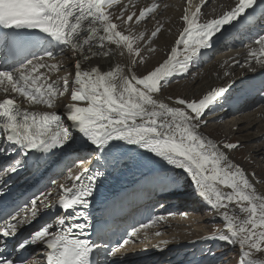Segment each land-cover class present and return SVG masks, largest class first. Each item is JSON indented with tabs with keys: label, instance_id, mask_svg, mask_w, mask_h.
Returning a JSON list of instances; mask_svg holds the SVG:
<instances>
[{
	"label": "snow or ice",
	"instance_id": "6c2138e0",
	"mask_svg": "<svg viewBox=\"0 0 264 264\" xmlns=\"http://www.w3.org/2000/svg\"><path fill=\"white\" fill-rule=\"evenodd\" d=\"M111 3L0 0V29L16 30L17 36L20 30H38L48 38L50 48L58 47L61 54L68 49L77 57L73 79L70 82L65 77L62 85L59 81L47 83L39 71L58 67L47 63L56 54L47 48L43 56L30 52L32 59L25 56L16 61L19 67L0 66V90L6 94L0 99V156L11 157L0 166V174H16L27 167L30 156L39 163V154L50 156L57 149L63 152L77 140L98 153L97 162L103 159L105 164L111 153L123 147L115 142L134 145L152 154L148 163L154 165V171L164 172L170 184L179 177L167 173L182 170L195 194L219 213L224 230L209 238L238 245V264H264L259 258L264 254V194H259L245 170L230 160L228 152L238 148V143L220 144L201 132L207 125L204 116L220 105L231 85L213 87L199 98L169 97L174 106L157 98L170 78L189 72L192 63L203 55L202 50L210 48L213 38L227 30L225 26L235 27L246 18L253 22L258 5L264 17V0H236L230 9L207 20L201 19V6L195 11L186 7L180 17L182 30L166 58L143 73L138 69L147 63L144 54L155 51L152 44L163 29L157 26L145 37L143 32L124 34L120 26L129 25L134 18L136 23L145 20L157 4L141 9L138 15L128 14L127 19L121 11L115 17L118 24L109 8ZM36 43L43 42L37 37L33 41ZM255 44L258 49L250 50L248 57L264 67V35H259ZM117 53L127 56L126 67L119 63L106 70L100 65L85 67L93 58L112 60ZM65 95L70 102L64 106V117L55 111L22 109L17 100L18 96L29 105L51 109L56 98ZM89 172L85 168L74 178L70 176L71 186L59 185L62 194L58 201L51 200L50 192L41 191L22 206L11 201L6 182L0 180V264H26L33 254L26 256L25 252L38 243L47 250L45 264H94L92 257L101 247L108 257H117L140 229L149 226L134 228L119 244L104 241L101 245L91 240L86 210L91 207L97 178L104 173ZM234 205L239 214L233 210ZM37 223L40 226L34 228ZM98 239L104 238L98 234Z\"/></svg>",
	"mask_w": 264,
	"mask_h": 264
},
{
	"label": "bare ground",
	"instance_id": "6f19581e",
	"mask_svg": "<svg viewBox=\"0 0 264 264\" xmlns=\"http://www.w3.org/2000/svg\"><path fill=\"white\" fill-rule=\"evenodd\" d=\"M135 1H137L138 3H136ZM235 2L236 0H208L205 4L201 5V3H195L193 1H191V4H189L188 0H117V1L112 0V3L109 5V8L114 17V22L119 24V20H116L115 17H118L121 11L125 12L124 19H127L128 14L135 13L136 15H138L141 9L151 6L153 3L157 4V8L154 9V11L152 12L153 18L151 22L146 23V19H147L146 18L145 20H142L139 23H136L135 18H134L132 22H129V25L120 26L124 34H129L130 32L133 34H139L143 32L145 34V37L150 36L151 31H153L157 26H160L163 29L159 38L156 39L152 44V47L155 49V51L151 53L145 52L144 54L145 60L147 63L146 65H142L138 69V72L143 73L146 70L151 69L158 62L166 58V55L170 51V47L174 44V40L177 38L178 33L182 30L183 22L181 21L180 17L183 15L184 9L186 7L189 8L190 11H195L196 6H201L202 7L201 19L207 20V19L215 18L218 15L222 14L223 11L230 9L232 6L235 5ZM221 35L222 34H217L216 37L213 38L212 45L215 43L217 38ZM143 44H144V41H141L142 47H143ZM218 48H221V50L215 54L213 53L215 50L214 47H210L208 49L202 50L203 55L192 63V65L190 66L189 72L187 74H184L182 76L177 75L173 78H170V81L172 82L175 80V81H178V83H180L182 82V80H184V82L188 80L189 82L190 81L192 82L196 80V78L197 79L198 78L207 79V77L208 78L210 77V81H207L206 85L200 84L196 87V85L193 86L189 84L188 86L186 85L185 87L182 86L183 89L180 91L179 97H186V98H199L201 95L205 94L209 89L213 87H226L227 88L229 85H231V87L229 88V91L227 92V95L220 101V105L223 104L225 106L224 112L223 113L216 112V109L220 106V105H216L213 111L208 112L212 114L211 119H214V120L217 119L219 121V120L226 119L227 117L239 116L240 118L238 119H233V118L231 119L233 125L236 124L237 120L239 121L242 120V122L240 123L246 124L244 126L245 129L248 128L249 130V127L256 128L257 123H259L260 121L264 119V106H262L259 109L253 108L254 100L249 99L248 96L250 93L248 92H250L249 89L251 87L250 86L251 83L257 84L259 82L255 80L264 78V67H261L259 64H257L254 59L249 58L248 52L254 48L258 49V45H256L255 42H253L251 44H244L241 47L238 46L237 49H227L223 46H220ZM57 49H58L57 54H61L59 48ZM113 50L115 51L114 46H113ZM225 50L227 51L224 52ZM212 53L214 55H212V57H209V55ZM60 57L61 56H57L55 59L53 58L47 59L48 64H56L58 66L56 69H51V68L39 69L41 73H44V77H46L47 83L59 81L60 84L62 85L63 79L65 77H67L70 80V82L73 79L74 77L73 65L77 57L73 56L70 50L65 49V54H63V57L65 59L62 58L61 61L64 59L65 62L63 63V65L66 66L67 70L72 73V74L70 73L69 76L68 75L63 76L58 71L59 68L61 69V66H60L61 61L59 62ZM207 57L209 58L206 59ZM236 61H239L240 63L237 64ZM115 63H119L122 66L126 67L127 66V56L125 55L122 57L119 55V53H117L114 59L112 60L93 58L90 62H88L85 65V67L90 68L92 66L100 65L102 69L106 70L109 67V65H114ZM202 65H204L203 68L199 69L200 67H202ZM249 67H251L254 70H249ZM237 71L239 72L241 71V72L238 73ZM241 73H244V74L241 75ZM245 78H248L247 82H244ZM211 81H214L216 84L212 83ZM209 82H211L212 84L209 87V89L206 90V87L209 86L208 85ZM166 84H164V86ZM237 88L238 89L245 88L247 91H245V93H243L242 95H239L237 90H235ZM157 98L160 100H164L165 102L169 103L171 106H174L173 101L169 100L168 99L169 97L164 96L162 94V91L159 93ZM17 100L20 103V105H22L27 110L55 111L57 112V114L61 115L62 117H64V114H65L64 106L70 102L68 95H65L63 98L57 97L54 102V107L49 109L47 108V106H43V105H29L26 102H24L22 98L18 96H17ZM247 112L248 113L250 112L249 117H247V119L246 118L243 119L242 118L243 115ZM217 116H220V117H217ZM202 130L201 132L205 136L213 139L217 143L222 144L220 141L223 138L219 140L218 138H214L212 136L210 137L206 135V133H204ZM261 132H264L263 124L260 125V128H258L257 130V133L261 134ZM244 138H246L247 140H250L253 137L250 138V136L248 135ZM256 140L257 139H255V141ZM115 143L122 144L123 147L111 153L107 158L108 161L111 158H114L115 156H121V155L124 156L126 153L130 152V154L137 155V161H136L137 169L133 172V175H135L136 177L142 178V179H147L149 177L155 178L158 181V186H161L163 184L169 185V181L164 178L165 173L154 171V165L148 163V158L152 157V154L146 153L143 149H139L134 145H126V144H123V142H115ZM80 148H81L80 152H78L77 154L74 153L72 157L79 155V154L91 153L94 159V162H93L94 166L96 164L101 165L104 163L103 159H100L99 162H97V157L99 154L96 152H92L91 148L84 147V146H81ZM260 151L261 150L258 149V146H255V149H252V152L255 155L258 152L260 153ZM228 155H229L230 160L234 162V158H232L233 156H231L229 152H228ZM153 159L158 160L159 158L153 157ZM90 162L91 161H89L88 163L86 162L85 166L89 165ZM241 168L244 169V167H241ZM76 169L77 167H74L70 172L65 174V176L61 180H59L57 185L64 184V185L70 186L71 180L68 179V177ZM174 171H176V173H181L184 177L187 176L185 173H183L182 170H173L169 173H172ZM245 173L250 179V181L254 184L256 191L259 194H264V189L258 186L255 179L252 178L251 175H249V173L246 170H245ZM191 186H192V192H193L191 193V195L190 193H188L189 196L188 195L179 196L175 199H172L169 196L170 199H166V201L163 202L165 203V205H168V206L170 205L169 202L173 203L175 205V210L174 211L173 210H169V211L163 210V211L156 213L153 219L148 223L149 226L146 229L139 228L140 231L133 238V242L128 243L127 247L123 248L124 250L121 252L122 254L120 258L126 259L128 261V264H155V261L157 259H159L160 261H163V263H166V264H193V262L195 261V258L202 253L203 248L201 247H203L206 244L219 243L220 241L219 239H211L209 237L218 235L221 231L224 230V228H222L218 233L211 235V236L200 235L197 238L191 239L190 238L191 236H189L188 234L186 235L184 234L183 236H187V237H183L184 239L182 241L176 240L175 242L174 240H172L173 238L171 237L163 238V240L161 241L159 240V242L155 241V239H160L159 238V236L161 235L160 230L164 231L165 227L167 229H171L172 226L174 227L175 225L174 223L182 221L179 219L183 217V214H185V212L188 210V207L189 209L191 208L192 205L189 204V198L190 196L192 197L194 195H197L195 194L194 186L193 185ZM58 191L59 193L57 195L62 194L59 189H57L55 192H58ZM164 195L167 196L168 195L167 192H165L162 195L161 199L165 197ZM180 197H187L188 201L185 198H180ZM196 198H199V201L197 200L198 202H196L197 204L200 202L201 203L204 202L201 197L198 196ZM41 199L43 200V198ZM38 207L42 208L43 205L38 204ZM233 210L236 211L237 214H239L238 209L235 207V205L233 206ZM216 216H218L220 219L219 213L216 212ZM159 217H163V219L161 220L159 219ZM185 218L183 219L185 222L187 221L186 223L188 226L189 223L191 222L188 219L185 220ZM156 233H159V235H156ZM142 238L146 239L144 243L140 241ZM151 239H153L152 242H154V244L149 243ZM162 242H166V243H162ZM157 243L160 246H155V244ZM137 247H139V249H137ZM132 248H133V252H131V254H128L129 250ZM193 248H195L194 251H193ZM151 251H155L156 254L152 253ZM184 251L186 254L185 257L183 256ZM144 253H147L146 255L147 257L144 256ZM178 253H181V254L178 255ZM259 258L264 259V254H260ZM207 261H208L207 258L203 257L200 264H205L207 263ZM195 264H199V263L196 262Z\"/></svg>",
	"mask_w": 264,
	"mask_h": 264
},
{
	"label": "rangeland",
	"instance_id": "374dc122",
	"mask_svg": "<svg viewBox=\"0 0 264 264\" xmlns=\"http://www.w3.org/2000/svg\"><path fill=\"white\" fill-rule=\"evenodd\" d=\"M135 2L138 3L137 1ZM152 18L153 16L151 14L150 16L147 17L146 23L151 22ZM56 56H61L59 62L61 61L62 58H64L63 54L55 55L53 58L55 59ZM64 59L60 62L61 69L59 68L58 71L63 76H67V75L69 76L71 72H69L67 70V67L63 65V63L65 62ZM203 66L204 65H202V67H200L199 69H202ZM237 72L240 73L241 71L240 72L237 71ZM243 74L244 73H241V75ZM187 81L184 82V80H182V82L178 83V81L174 80L166 84L162 90V94L166 97H172L173 99H175L176 97L180 96L179 95L180 91L183 89L182 86L185 87L186 85L188 86L189 84L193 86L196 85V87L200 84L206 85L207 84L206 82L210 81V77L209 78L207 77V79H201V78L197 79L196 78V80L192 82L191 81L187 82ZM211 82L216 84L214 81H211ZM211 82L208 83L209 86L206 87V90H208L209 87L211 86L212 84ZM221 105L222 107L219 106L216 109V112L218 113L224 112L225 106L223 104ZM249 114L250 112L245 113L242 118L247 119V117H249ZM211 115L212 114L207 113L204 116V119L207 121V125L202 128L203 130L202 129L201 130L210 137L212 136L214 138H218L219 140L223 138L220 141L221 143H224V142L238 143L239 147L233 151H229L230 155L233 156L232 158H234V162L237 163V165L239 164L241 167H244V169L249 173V175H251V177L255 179L258 186L264 189V132H261V134L257 133L258 128H260V125L262 124L264 125V119L260 121L259 123H257L256 128L249 127V130H248V128L247 129L244 128V126L246 125L245 123H240L242 122V120L241 121L237 120L236 124L234 125L232 124L231 119L232 118L238 119L240 118L239 116L227 117L226 119L218 121L217 119L215 120L211 119L212 118ZM217 117H220V116H217ZM251 133L253 134V136ZM248 135L250 136V138L251 137L253 138L250 140H247L246 138H244ZM255 139L257 140L255 141ZM255 146H258V149L261 150L260 153L258 152L256 155L252 152V149H255ZM81 159L84 160L83 164L79 163ZM90 159L92 160V154L90 153H84V155L77 157V160L79 161L74 164L72 163L71 166L67 168L66 173L70 172L75 166H77V169H76L77 171L82 169L85 163L89 162ZM75 171H73V173ZM167 174L170 177H177V176L179 177L174 184L169 183V185L166 187L167 188L166 192L168 193V196H170L172 199H175L179 196H184V195L186 196L188 195V193H190V195L191 193H193L192 186H191L192 184H191V180L189 177L187 176L184 177L181 173H176V171L172 173H167ZM194 196L192 197L190 196L189 198V204L192 206L190 209L188 207V210L185 212L186 215L183 214V217L179 219L182 221L174 223L175 225L174 227L172 226L171 229H167L165 227L164 231L160 230V234H161L159 236L160 239L154 238L155 241L159 242V240L161 241L163 240V238H167V237L173 238L172 240H174L175 242L176 240L182 241L184 239L183 237H187V236H183L184 234L185 235L188 234L189 236H191L190 237L191 239L197 238L200 235L211 236V235L218 233L223 228V225H222L223 223L219 219V217L216 216V212L212 210L210 206L207 205L205 202H202V203L200 202L197 204L196 202L199 201V198H196V197H198V195H194ZM180 198H185L188 201L187 197H180ZM183 218H185V220L188 219L191 223H189V225L187 226V223H186L187 221L185 222ZM145 240L146 239L142 238L140 241L144 243ZM152 241L153 239H151L149 243L154 244V242ZM155 246H160V245H158L157 243L155 244ZM137 249H139V247H137ZM155 251H151V252L156 254ZM239 251L240 249L238 245L233 246V245L227 244L224 241H219V243L217 244H207L203 247L202 253L195 258V261L193 262V264H195L196 262L200 264L203 257L207 258L208 260L207 263L205 264H238ZM131 252H133V248L129 250L128 254H131ZM184 254H185V251H184ZM146 255L147 253H144V256ZM185 256L186 254L184 255V257Z\"/></svg>",
	"mask_w": 264,
	"mask_h": 264
}]
</instances>
